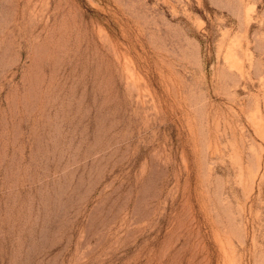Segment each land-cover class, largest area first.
Listing matches in <instances>:
<instances>
[{
  "label": "rangeland",
  "instance_id": "1",
  "mask_svg": "<svg viewBox=\"0 0 264 264\" xmlns=\"http://www.w3.org/2000/svg\"><path fill=\"white\" fill-rule=\"evenodd\" d=\"M0 264H264V0H0Z\"/></svg>",
  "mask_w": 264,
  "mask_h": 264
}]
</instances>
